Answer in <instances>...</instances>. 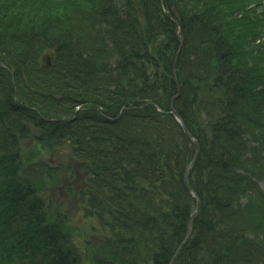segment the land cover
I'll return each instance as SVG.
<instances>
[{
    "label": "trees",
    "instance_id": "trees-1",
    "mask_svg": "<svg viewBox=\"0 0 264 264\" xmlns=\"http://www.w3.org/2000/svg\"><path fill=\"white\" fill-rule=\"evenodd\" d=\"M173 3L174 109L198 146L200 202L173 264H264V8ZM177 45L170 0H0V264H170L195 204L193 146L168 113ZM62 147L83 216L107 231L84 252L44 199L60 168L43 153Z\"/></svg>",
    "mask_w": 264,
    "mask_h": 264
},
{
    "label": "rangeland",
    "instance_id": "rangeland-1",
    "mask_svg": "<svg viewBox=\"0 0 264 264\" xmlns=\"http://www.w3.org/2000/svg\"><path fill=\"white\" fill-rule=\"evenodd\" d=\"M259 3L260 5L264 4V0H259ZM46 158L54 167L62 168H65L71 161L63 152L53 155L49 154ZM52 179L54 181L48 182L44 193L45 197L47 200L58 204L71 218L72 224L76 228L74 235L76 244L84 251L85 247L99 243L102 237L107 236V231L103 230L94 218L83 216L82 208L74 196L78 187L75 167L70 173L59 174ZM260 186L264 190V182H260Z\"/></svg>",
    "mask_w": 264,
    "mask_h": 264
},
{
    "label": "water",
    "instance_id": "water-1",
    "mask_svg": "<svg viewBox=\"0 0 264 264\" xmlns=\"http://www.w3.org/2000/svg\"><path fill=\"white\" fill-rule=\"evenodd\" d=\"M174 14H175V13H174ZM175 16H176V15H175ZM175 24H176V32H177V34H178V32H180V34L182 35V31H181V29H180V23H179L177 17H176V20H175ZM181 45H182V40H180V42H179L178 52H177V54H176V56H175V60H174L173 68H172V69H174V67H175L176 60H177L178 55H179V53H180ZM53 62H54V54H53V53H50V52H47V53L43 56V59H42V62H41L40 68H41L42 70H44V71H49V70L52 68ZM172 76H173V78H174V74H172ZM174 79H175V78H174ZM175 82H176V85L178 86V82H177L176 80H175ZM178 94H179V91H178ZM171 111H172V113L178 118V116L176 115V113L173 111L172 107H171ZM185 132L188 134L187 130H185ZM188 136L190 137L189 134H188ZM196 158H197V148H196V146H195L194 156H193L192 161H191V163H190V165H189V167H188V169H187V172H186V174H185V186H186L187 191H188L190 194H192V190H191L190 187L188 186L187 180H188V176H189L190 170H191V168L193 167V165H194V163H195V161H196ZM198 209H199V205L197 204V205L195 206V208H194L192 214H191V217H190V220H189V225H190V223H191L192 217H193L195 214H197ZM188 234H189V231H188V233H187V236H188ZM175 256H176V255H175ZM174 259H175V257L172 259V261H171L170 264H172V262H173Z\"/></svg>",
    "mask_w": 264,
    "mask_h": 264
},
{
    "label": "bare ground",
    "instance_id": "bare-ground-1",
    "mask_svg": "<svg viewBox=\"0 0 264 264\" xmlns=\"http://www.w3.org/2000/svg\"><path fill=\"white\" fill-rule=\"evenodd\" d=\"M58 173H59V174H63V173H64V171H59ZM59 174H56V175H54V174H53V177H55V178H56V177H57V175H59ZM64 174H65V173H64Z\"/></svg>",
    "mask_w": 264,
    "mask_h": 264
}]
</instances>
